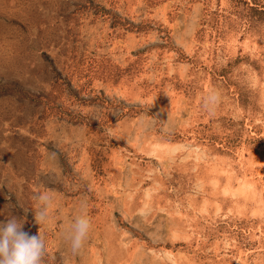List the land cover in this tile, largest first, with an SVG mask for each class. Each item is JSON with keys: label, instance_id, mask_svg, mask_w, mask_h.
I'll list each match as a JSON object with an SVG mask.
<instances>
[{"label": "rangeland", "instance_id": "obj_1", "mask_svg": "<svg viewBox=\"0 0 264 264\" xmlns=\"http://www.w3.org/2000/svg\"><path fill=\"white\" fill-rule=\"evenodd\" d=\"M45 188L43 264H264V0H0V222Z\"/></svg>", "mask_w": 264, "mask_h": 264}, {"label": "clouds", "instance_id": "obj_2", "mask_svg": "<svg viewBox=\"0 0 264 264\" xmlns=\"http://www.w3.org/2000/svg\"><path fill=\"white\" fill-rule=\"evenodd\" d=\"M219 101V91L209 90L203 99V107L211 114ZM33 199L36 201L33 207L35 221L42 225L38 234L31 235L24 230V218L13 215L9 216L7 223L0 222V264H43L46 245L40 230L48 225V216L55 207L56 194L45 188L38 191ZM87 207V202L81 201L79 213L68 223V237L74 252L82 247L91 228Z\"/></svg>", "mask_w": 264, "mask_h": 264}, {"label": "bare ground", "instance_id": "obj_3", "mask_svg": "<svg viewBox=\"0 0 264 264\" xmlns=\"http://www.w3.org/2000/svg\"><path fill=\"white\" fill-rule=\"evenodd\" d=\"M166 164V163H165ZM231 194V193H230ZM204 202V201H203Z\"/></svg>", "mask_w": 264, "mask_h": 264}]
</instances>
